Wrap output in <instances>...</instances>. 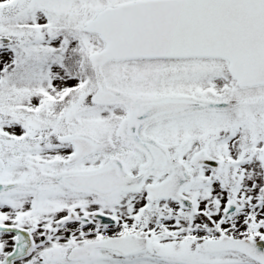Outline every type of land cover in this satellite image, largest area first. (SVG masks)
<instances>
[{"label":"snow or ice","instance_id":"1","mask_svg":"<svg viewBox=\"0 0 264 264\" xmlns=\"http://www.w3.org/2000/svg\"><path fill=\"white\" fill-rule=\"evenodd\" d=\"M0 264H264V0H0Z\"/></svg>","mask_w":264,"mask_h":264}]
</instances>
